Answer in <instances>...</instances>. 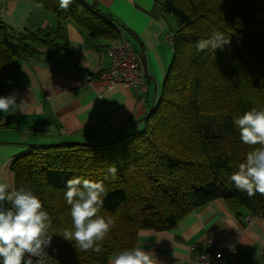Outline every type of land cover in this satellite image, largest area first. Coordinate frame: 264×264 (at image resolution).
<instances>
[{
    "label": "trees",
    "instance_id": "16d2710c",
    "mask_svg": "<svg viewBox=\"0 0 264 264\" xmlns=\"http://www.w3.org/2000/svg\"><path fill=\"white\" fill-rule=\"evenodd\" d=\"M32 1L54 17L55 27L16 33L0 20V90L21 59L61 48L68 23L105 50L122 32L112 15L87 1L73 0L66 11L59 0ZM162 6L174 34L173 55L145 115L110 142L35 143L9 164L8 189L31 190L49 214L54 234L45 254L54 264H109L136 246L140 231L173 229L215 199L237 217L264 218V196L249 198L228 180L259 147L242 143L233 120L264 109V0H163ZM214 33L230 43L198 51L197 42ZM75 177L105 188L98 215L114 223L99 253L81 251L59 235L72 230L64 192L65 181Z\"/></svg>",
    "mask_w": 264,
    "mask_h": 264
},
{
    "label": "crops",
    "instance_id": "0c3cea01",
    "mask_svg": "<svg viewBox=\"0 0 264 264\" xmlns=\"http://www.w3.org/2000/svg\"><path fill=\"white\" fill-rule=\"evenodd\" d=\"M85 1L121 25L139 56L146 91L138 95L122 83L108 88L93 78L111 67L112 58L98 40L68 23L61 48L43 49L37 58L21 59L0 90V96L15 93L17 103L0 112V132H19L0 138L2 165L35 143L110 142L145 115L158 95L173 55L165 40L172 31L163 0ZM0 20L16 33L55 27L54 17L32 0L1 1ZM22 131L32 135L23 137ZM208 234L222 245H237L240 261L264 264V218L237 217L221 199L192 211L173 229L140 231L135 247L151 252L157 264H196L199 248L192 244Z\"/></svg>",
    "mask_w": 264,
    "mask_h": 264
},
{
    "label": "clouds",
    "instance_id": "9594fccd",
    "mask_svg": "<svg viewBox=\"0 0 264 264\" xmlns=\"http://www.w3.org/2000/svg\"><path fill=\"white\" fill-rule=\"evenodd\" d=\"M72 2L59 0V8L66 11ZM228 43V36L214 33L210 39L198 41L196 47L198 51L209 47L215 50ZM16 105L15 93L0 96V112H8ZM233 123L239 129L242 143L259 147L247 154L246 161L239 164L238 171L230 174L228 180L249 198L256 194L264 196V109L253 108ZM108 171L114 176L115 166L110 165ZM65 186L64 198L70 206L72 230L66 229L59 235L74 242L81 251L99 253L100 242L114 223L111 217L106 220L98 215L106 195L103 183L75 177L66 180ZM50 226L49 214L31 190L10 191L6 183L0 182V264H47L45 249L51 247L54 234L48 231ZM153 257L151 252L137 246L116 253L109 264H157Z\"/></svg>",
    "mask_w": 264,
    "mask_h": 264
},
{
    "label": "built area",
    "instance_id": "2783aa9c",
    "mask_svg": "<svg viewBox=\"0 0 264 264\" xmlns=\"http://www.w3.org/2000/svg\"><path fill=\"white\" fill-rule=\"evenodd\" d=\"M165 40L173 48L174 34L172 32L165 34ZM106 51L112 58V65L107 70L101 71L96 79L104 82L108 88L122 83L138 95L143 94L147 88L145 75L139 63V56L133 51L128 38L120 32L116 41L106 48ZM192 247L199 248V253L195 256L196 264H253L251 261L239 260L237 245H222L211 234L194 242ZM47 264L54 263L47 257Z\"/></svg>",
    "mask_w": 264,
    "mask_h": 264
},
{
    "label": "rangeland",
    "instance_id": "374dc122",
    "mask_svg": "<svg viewBox=\"0 0 264 264\" xmlns=\"http://www.w3.org/2000/svg\"><path fill=\"white\" fill-rule=\"evenodd\" d=\"M12 133H19V132H10V130H7V132H0V138H7L8 135H12ZM21 133L23 137H28L32 135L29 132H25V131H22ZM10 162L11 159H9L5 164L2 165V162L0 161V182L6 183L8 185V188L12 187L13 185V174L9 169Z\"/></svg>",
    "mask_w": 264,
    "mask_h": 264
},
{
    "label": "water",
    "instance_id": "95a60500",
    "mask_svg": "<svg viewBox=\"0 0 264 264\" xmlns=\"http://www.w3.org/2000/svg\"><path fill=\"white\" fill-rule=\"evenodd\" d=\"M83 1H85V0H83ZM86 2V1H85ZM141 62H142V65H143V67H144V64H145V58L144 57H141Z\"/></svg>",
    "mask_w": 264,
    "mask_h": 264
}]
</instances>
